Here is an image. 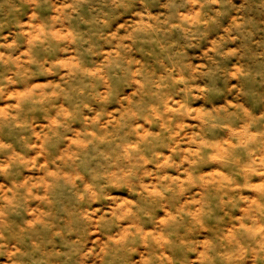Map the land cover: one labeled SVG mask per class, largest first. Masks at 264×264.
<instances>
[{
  "label": "rangeland",
  "instance_id": "1",
  "mask_svg": "<svg viewBox=\"0 0 264 264\" xmlns=\"http://www.w3.org/2000/svg\"><path fill=\"white\" fill-rule=\"evenodd\" d=\"M263 109L264 0H0V264H264Z\"/></svg>",
  "mask_w": 264,
  "mask_h": 264
},
{
  "label": "bare ground",
  "instance_id": "2",
  "mask_svg": "<svg viewBox=\"0 0 264 264\" xmlns=\"http://www.w3.org/2000/svg\"><path fill=\"white\" fill-rule=\"evenodd\" d=\"M225 111H226V110H225ZM242 111H243V110H242ZM246 111H248V110H246ZM263 111H264V109H263ZM243 113H244V112H243ZM261 113H262V112H261ZM247 115H248V114H247ZM259 115H260V114H259ZM249 119H250V118H249ZM211 120H212V119H211ZM247 121H248V120H247ZM249 121H250V120H249ZM203 123H205V122H203ZM242 125H243V123H242ZM242 125H241V126H242ZM212 126H213V125H212ZM215 126H216V125H215ZM215 126H214V127H215ZM244 126H245V125H244ZM224 128H225V127H224ZM227 128H228V127H227ZM236 129H237V128H236ZM240 129H241V128H240ZM247 129H248V128H247ZM248 130H249V129H248ZM241 131H242V130H241ZM234 132L236 133V131H233V133H234ZM231 133H232V130H231ZM233 133H232V134H233ZM235 133H234V135H236ZM252 133H253V132H252ZM254 133H256V132H254ZM263 133H264V132H263ZM225 134H226V133H225ZM232 134H230V135H232ZM248 134H251V133L249 132ZM248 134H247V135H248ZM256 134H257V133H256ZM260 134H262V133H260ZM238 135H239V134H238ZM240 135H241V134H240ZM244 135H245V134H244ZM247 135H245V136H247ZM254 136H255V135H254ZM243 137H244V136H243ZM263 137H264V136H263ZM228 138H229V137H228ZM241 138H242V137H241ZM244 138H245V137H244ZM249 138H250V136H249ZM245 139H247V138H245ZM260 139H261V138H260ZM204 140H205V139H204ZM204 140H203V141H204ZM194 141H196V140H194ZM203 141H202V142H203ZM205 141H206V140H205ZM206 142H207V141H206ZM211 142H212V141H211ZM245 142H246V141H245ZM253 142H254V141H253ZM195 143H196V142H195ZM204 143H205V142H204ZM208 143H210V142L208 141ZM239 143H240V142H239ZM218 144H219V143H218ZM221 144H222V142H221ZM243 144H244V141H243ZM243 144L240 143V145H243ZM247 144H248V142H247ZM262 144H263V143H262ZM211 145H212V144H211ZM245 145H246V144H245ZM248 145H249V144H248ZM199 146H200V145H199ZM199 146H198V147H199ZM263 146H264V145H263ZM202 147H203V145H202ZM226 147H228V146H226ZM224 148H225V147H224ZM224 148H222V149H224ZM231 148H232V147H231ZM222 149H221V150H222ZM210 150H211V149H210ZM199 151H200V150H199ZM199 151H198V152H199ZM211 151H212V150H211ZM213 151H214V150H213ZM231 151H232V150H231ZM251 151H252V150H251ZM198 152H197V153H198ZM247 152H250V151H247ZM253 152H254V151H253ZM253 152H251V153H253ZM175 153H176V152H175ZM211 154H212V153H211ZM211 154H210V155H211ZM258 155H259V154H258ZM198 157H199V156H198ZM207 158H208V157H207ZM186 159H187V158H186ZM251 159H252V158H251ZM208 160H209V159H208ZM211 160H212V158H211ZM247 160H248V159H247ZM253 160H254V159H253ZM213 161H214V160H213ZM213 161H212V162H213ZM215 161H216V160H215ZM236 161H237V160H236ZM258 161H259V160H258ZM234 162H235V161H234ZM249 162H250V161H249ZM249 162H248V163H249ZM254 162H255V161H254ZM195 163H196V162H195ZM262 163H264V162H262ZM244 165H245V164H244ZM235 166H236V165H235ZM248 166H249V165H248ZM263 166H264V165H263ZM192 167H193V166H192ZM242 167H243V166H242ZM175 168H176V166H175ZM177 168H178V166H177ZM177 168H176V169H177ZM251 168H252V167H251ZM211 170H212V169H211ZM250 170H251V169H250ZM254 170H255V169H254ZM242 171H243V170H242ZM245 171H246V170H244V172H245ZM109 174H110V173H109ZM109 174H108V175H109ZM242 175H243V174H242ZM200 176H201V175H200ZM210 176H211V175H210ZM111 177H112V176H111ZM202 177H203V176H202ZM208 177H209V176H208ZM248 177H249V176H248ZM251 177H252V176H251ZM249 178H250V177H249ZM201 179H202V178H201ZM251 179H252V178H251ZM108 180H110V178H109ZM207 180H209V179H207ZM115 181H116V180H115ZM117 181H118V180H117ZM209 181H210V180H209ZM244 182H245V181H244ZM250 184H251V183H250ZM206 185H207V183H206ZM242 185H243V184H242ZM207 186H208V185H207ZM256 186H257V185H256ZM261 186H262V184H261ZM261 186H260V187H261ZM204 187H205V186H204ZM248 187H249V186H248ZM262 187H263V186H262ZM262 187H261V188H262ZM205 188H206V187H205ZM241 188H242V187H241ZM257 188H258V186H257ZM206 189H207V188H206ZM224 189H226V188H224ZM236 189H237V188H236ZM218 190H219V189H218ZM241 190H242V189H241ZM220 191H221V190H220ZM157 192H159V191H157ZM238 192H239V191H238ZM155 193H156V192H155ZM155 193H154V194H155ZM160 193H161V192H160ZM152 194H153V193H152ZM181 194H182V193H181ZM184 194H185V193H184ZM263 194H264V193H263ZM157 195H158V194H157ZM223 195H224V194H223ZM221 196H222V195H221ZM258 196H259V195H258ZM150 197H151V196H150ZM157 197H158V196H157ZM262 197H264V196H262ZM155 198H156V197H155ZM165 198H166V197H165ZM228 201H229V200H228ZM230 201H232V200H230ZM225 202H226V201H225ZM230 203H231V202H230ZM186 205H187V204H186ZM180 206H181V205H180ZM221 207H223V205H222ZM255 207H256V206H255ZM176 208H177V207H176ZM189 208H190V207H189ZM251 208H252V206H251ZM161 209H162V208H161ZM176 210H177V209H176ZM181 211H182V210H181ZM195 211H196V210H195ZM176 212H179V211H176ZM201 212H202V211H201ZM131 213H132V212H131ZM195 213H197V212H195ZM144 215H145V214H144ZM188 215H190V214L188 213ZM192 215H193V214H192ZM199 215H200V214H199ZM169 216H170V215H169ZM135 217H136V216H135ZM167 217H168V216H167ZM167 217H166V218H167ZM192 217H193V216H192ZM195 217H196V216H195ZM247 217H249V216H247ZM171 218H174V217H171ZM200 218H201V217H200ZM163 219H164V217H163ZM168 219H170V217H169ZM197 219H198V218H197ZM166 220H167V219H166ZM155 221H156V220H155ZM171 221H172V220H171ZM174 221H175V220H174ZM194 221H195V220H194ZM200 221H202V220H200ZM137 222H138V221H137ZM165 222H167V221H165ZM256 222H257V221H256ZM194 223H195V222H194ZM259 223H260V222H259ZM132 224H133V220H132ZM242 224H243V223H242ZM257 224H258V222H257ZM243 225H244V224H243ZM139 226H140V225H139ZM134 227H135V226H134ZM240 227H242V226H240ZM240 227H239V228H240ZM129 228H130V227H129ZM135 228H136V227H135ZM140 228H141V226H140ZM140 228H139V229H140ZM163 228H164V227H163ZM163 228H162V229H163ZM200 228H201V227H200ZM200 228H199V229H200ZM205 229H206V228H205ZM205 229H203V230H205ZM134 230H135V229H134ZM244 230H245V229H244ZM246 230H247V229H246ZM140 231H141V230H140ZM142 231H144V229H143ZM247 231H248V230H247ZM247 231H246V232H247ZM233 232H234V231H233ZM250 232H251V231H250ZM131 233H132V231H131ZM135 233H136V232H135ZM135 233H134V234H135ZM159 233H160V232H159ZM159 233H158V234H159ZM187 233H188V232H187ZM231 233H232V232H231ZM248 233H249V232H248ZM260 233H261V232H260ZM129 234H130V233H129ZM138 234H141V233L139 232ZM149 234H150V233H149ZM151 234H152V233H151ZM223 234H224V233H223ZM246 234H247V233H246ZM249 234L251 235V233H249ZM261 234H262V233H261ZM131 235H132V234H131ZM221 235H222V234H221ZM232 235H233V234H232ZM112 236H113V235H112ZM112 236H111V237H112ZM114 236H115V234H114ZM116 236H117V235H116ZM128 236H129V235H128ZM145 236H146V235H145ZM233 236H234V235H233ZM253 236H254V235H253ZM132 237H133V236H132ZM151 237H152V236H151ZM159 237H160V235L158 236V238H159ZM249 237H250V236H249ZM122 238H123V237H122ZM223 238H224V237H223ZM262 238H263V237H262ZM113 239H114V238H113ZM151 239H152V238H151ZM154 239H155V238H154ZM247 239H248V238H247ZM250 239H251V238H250ZM254 239H255V238H254ZM109 240H110V239H109ZM111 240H112V239H111ZM122 240H123V239H122ZM141 240H142V239H141ZM223 240H225V239H222V241H223ZM260 240H261V239H260ZM145 241H146V240H145ZM145 241H143V242H145ZM165 241H167V240H165ZM111 242H112V241H111ZM117 242H118V241H117ZM141 242H142V241H141ZM189 242H191V241H189ZM115 243H116V242H114V244H115ZM119 243H120V242H119ZM158 243L160 244V242H158ZM181 243H182V242H181ZM184 243H185V242H184ZM206 243H208V242H206ZM235 243H236V241H235ZM238 243H239V242H238ZM121 244H122V243H121ZM169 244H170V243H169ZM182 244H183V243H182ZM228 244H229V243H228ZM263 244H264V243H263ZM263 244H262V245H263ZM117 245H118V244H117ZM162 245H163V243H162ZM139 246H140V245H139ZM254 246H255V245H254ZM142 247H144V246H142ZM157 247H158V245H157ZM241 247H242V246H241ZM241 247H240V248H241ZM164 248H165V247H164ZM221 248H222V247H221ZM242 248H243V247H242ZM246 248H247V247H246ZM159 249H160V247H159ZM135 250H136V249H135ZM250 250H251V249H250ZM139 251H140V250H139ZM153 251H154V250H153ZM162 251H163V250H162ZM243 251H244V250H243ZM256 251H257V250H255V252H256ZM142 252H143V251H142ZM245 252H246V251H245ZM203 253H205V252H202V254H203ZM257 253H258V252H257ZM141 254H142V253H141ZM161 254H162V253H161ZM242 254H243V253H242ZM250 254H251V253H250ZM139 255H140V253H139ZM139 255H138V256H139ZM162 255H163V254H162ZM205 255H206V253H205ZM205 255H204V256H205ZM207 255H208V254H207ZM159 256H160V255H159ZM225 256H226V255H225ZM251 256H252V255H251ZM263 256H264V255H263ZM166 257H167V256H166ZM140 258H141V257H140ZM146 258H147V257H146ZM160 258H161V257H160ZM160 258L158 257V259H160ZM167 258H168V257H167ZM170 258H171V257H170ZM202 258H203V256H202ZM225 258H226V257H225ZM229 258H230V257H229ZM243 258H244V257H243ZM255 258H256V257H255ZM147 259H148V258H147ZM165 259H166V258H165ZM241 259H242V258H241ZM202 261H203V260H202ZM161 262H163V261H161ZM165 262H166V261H165ZM225 262H226V261H225ZM233 262H234V261H233ZM141 263L143 264V262H141ZM159 263H160V262H159ZM231 263H232V262H231ZM235 263H236V262H235ZM228 264H229V263H228Z\"/></svg>",
  "mask_w": 264,
  "mask_h": 264
}]
</instances>
